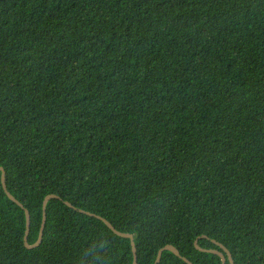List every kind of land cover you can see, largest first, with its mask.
<instances>
[{
  "label": "trees",
  "instance_id": "trees-1",
  "mask_svg": "<svg viewBox=\"0 0 264 264\" xmlns=\"http://www.w3.org/2000/svg\"><path fill=\"white\" fill-rule=\"evenodd\" d=\"M0 167V264H264V0H0Z\"/></svg>",
  "mask_w": 264,
  "mask_h": 264
},
{
  "label": "water",
  "instance_id": "water-1",
  "mask_svg": "<svg viewBox=\"0 0 264 264\" xmlns=\"http://www.w3.org/2000/svg\"><path fill=\"white\" fill-rule=\"evenodd\" d=\"M0 172L3 174L2 175V181H3V186H4V189L7 193V195L15 202L17 203L18 205H20L22 208L25 209L26 211V215H27V231H26V235H25V244L27 246V248L29 249H35V248H38L44 241V235H45V230H46V225H47V222H48V206H49V203L53 200V199H60V196L56 195V194H51L49 196L46 197L45 201H44V219H43V225H42V229H41V233H40V237H39V240L35 243V244H30L29 242V238H30V234H31V227H32V214L30 212L29 209L26 208V206L19 200L17 199L12 193L11 191L9 190V187H8V178H7V171L4 167H0ZM67 205H69L71 208H74L75 210L77 211H80L81 213L83 214H86V215H89L91 217H95L99 220H102L103 222H105L107 224L108 227H110V229H112L117 235L123 237V238H127V239H130L132 241V247H133V252H134V264H139V255H138V246H137V243H136V240H135V236L133 234H130V233H125V232H122L120 230H118L108 219H106L105 217L101 216V215H98V214H95V213H92V212H89V211H86V210H83V209H80L76 206H74L71 202H67ZM0 219H1V212H0ZM206 239L208 237H205ZM200 241V240H199ZM197 241L196 242V248L203 252V253H208V254H215V255H218L222 258V261H223V264H228L229 262L231 264H236L235 260H234V257L232 255V253L230 252L229 249H227L225 246L217 243L216 245H218L223 251L224 253H221L219 251H214V250H206V249H203L201 248L200 246V242ZM166 252H171L173 254H175L178 258L182 259L184 262H186L187 264H194L193 262H191L189 259L185 258L182 256L181 252L179 251V249H177L176 247L174 246H171L170 244L165 246L164 248H162L160 251H159V255H158V259H157V262L156 264H161L162 261H163V257H164V254Z\"/></svg>",
  "mask_w": 264,
  "mask_h": 264
}]
</instances>
